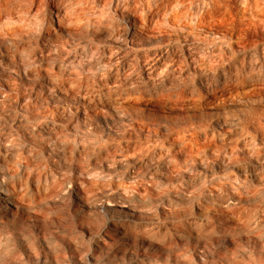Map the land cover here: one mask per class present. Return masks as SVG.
Masks as SVG:
<instances>
[{"label":"clouds","instance_id":"1","mask_svg":"<svg viewBox=\"0 0 264 264\" xmlns=\"http://www.w3.org/2000/svg\"><path fill=\"white\" fill-rule=\"evenodd\" d=\"M0 264H264V0H0Z\"/></svg>","mask_w":264,"mask_h":264}]
</instances>
